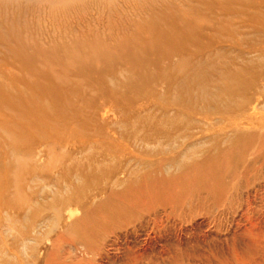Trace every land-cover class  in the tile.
<instances>
[{
    "label": "rangeland",
    "instance_id": "obj_1",
    "mask_svg": "<svg viewBox=\"0 0 264 264\" xmlns=\"http://www.w3.org/2000/svg\"><path fill=\"white\" fill-rule=\"evenodd\" d=\"M0 264H264V0H0Z\"/></svg>",
    "mask_w": 264,
    "mask_h": 264
},
{
    "label": "bare ground",
    "instance_id": "obj_2",
    "mask_svg": "<svg viewBox=\"0 0 264 264\" xmlns=\"http://www.w3.org/2000/svg\"><path fill=\"white\" fill-rule=\"evenodd\" d=\"M235 88V87H234ZM229 90V89H228ZM238 90V89H237ZM39 153V152H38Z\"/></svg>",
    "mask_w": 264,
    "mask_h": 264
}]
</instances>
